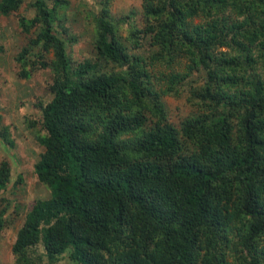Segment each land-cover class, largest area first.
<instances>
[{
  "label": "trees",
  "instance_id": "16d2710c",
  "mask_svg": "<svg viewBox=\"0 0 264 264\" xmlns=\"http://www.w3.org/2000/svg\"><path fill=\"white\" fill-rule=\"evenodd\" d=\"M110 1L84 10L92 56L74 64L68 0H28L31 17L0 0L25 36L16 77L51 76L33 105L47 197L11 264H264V0H140L118 19ZM182 96L175 126L165 98ZM9 177L0 161V192Z\"/></svg>",
  "mask_w": 264,
  "mask_h": 264
},
{
  "label": "rangeland",
  "instance_id": "374dc122",
  "mask_svg": "<svg viewBox=\"0 0 264 264\" xmlns=\"http://www.w3.org/2000/svg\"><path fill=\"white\" fill-rule=\"evenodd\" d=\"M99 0H68L70 8H74V20L70 21V32L75 43L67 46L66 51L74 64L92 56L90 26H87L84 10L90 7L96 11ZM28 0L20 6L17 13L31 17L32 12L26 8ZM140 0H111L108 10L115 19L121 18L131 10L137 12ZM83 10V11H81ZM84 18V19H83ZM122 35L125 33L122 31ZM25 36L17 26L14 16H0V133L5 131V138L0 135V161H5L10 170L9 181L0 192L1 204L7 203V209L2 216L0 229V264H11L10 247L15 232L22 224L24 215L36 199L47 197V190L36 182L32 165L40 148L35 144L33 136L39 131V110L33 106L38 100L42 104L49 101L48 85L51 76L48 70L32 71L26 79L16 77L18 65L14 62L18 49L24 45ZM186 98L166 97L169 121L177 126L182 117L191 112ZM35 122L28 128L27 123ZM42 133V132H40ZM3 140L10 142L6 145ZM41 251L39 247L36 248ZM64 256L58 264L67 263Z\"/></svg>",
  "mask_w": 264,
  "mask_h": 264
}]
</instances>
